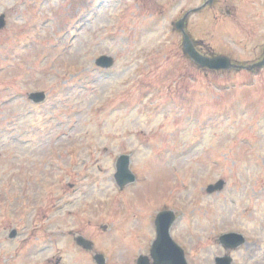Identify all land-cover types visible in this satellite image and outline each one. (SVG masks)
Here are the masks:
<instances>
[{
	"label": "rangeland",
	"instance_id": "374dc122",
	"mask_svg": "<svg viewBox=\"0 0 264 264\" xmlns=\"http://www.w3.org/2000/svg\"><path fill=\"white\" fill-rule=\"evenodd\" d=\"M196 4L0 0V264H134L163 210L189 264L228 254L226 232L246 238L234 264H264V70H195L172 24ZM243 43L232 58H260L264 24ZM103 55L109 70L95 65ZM125 154L136 182L121 192Z\"/></svg>",
	"mask_w": 264,
	"mask_h": 264
},
{
	"label": "flooded vegetation",
	"instance_id": "af4514ba",
	"mask_svg": "<svg viewBox=\"0 0 264 264\" xmlns=\"http://www.w3.org/2000/svg\"><path fill=\"white\" fill-rule=\"evenodd\" d=\"M198 1L200 3L196 9L201 8L207 2V0ZM247 1L214 0L212 5L203 7L195 13L197 15L196 19L191 22L189 18L187 19L188 34H193L192 37L196 42L195 46L198 52L208 57H214L222 54H217L216 47H213V44L218 46L224 44L225 48L232 52L246 47L243 43V39L246 37L250 40L256 39V34H260L262 26V19L258 13L262 12L261 8L264 7V0H252L249 4ZM216 6H218L217 9H215ZM158 11L160 12L161 9L159 8ZM181 13L180 19L187 12ZM225 38L230 40L228 44L225 43ZM235 61L241 62L240 64L243 65L253 62L249 60Z\"/></svg>",
	"mask_w": 264,
	"mask_h": 264
},
{
	"label": "water",
	"instance_id": "95a60500",
	"mask_svg": "<svg viewBox=\"0 0 264 264\" xmlns=\"http://www.w3.org/2000/svg\"><path fill=\"white\" fill-rule=\"evenodd\" d=\"M6 26L5 16H0V30ZM177 28L182 31L184 34V49L186 53L190 56L191 59L196 61L204 68H209L212 70H229L236 66H233L231 60L226 57H218L215 59H207L200 56L194 49L193 43L190 37L184 31V24L180 22L177 24ZM114 64L112 58L102 57L97 61V65L102 68H110ZM264 65V62L259 64V66ZM251 67L249 69H253ZM46 99L44 93H34L30 95V100L34 103H42ZM130 160L128 157H122L118 164V174L116 176L117 182L120 188H124L126 185L133 183L135 181V176L129 170ZM225 182L220 181L216 185L210 186L207 189V192L212 194L214 192H220L224 189ZM175 220L173 213L164 212L161 213L156 221L157 225V240L155 241L152 249V257L155 261V264H186L184 260L183 253L173 245V241L170 238V228ZM16 237V232L14 231L11 234V238ZM78 245L82 246L87 250H92L93 244L82 237L76 239ZM220 241L224 244L234 241V247H237L244 242L241 236L236 234L222 236ZM96 261L98 264H105L103 256H96ZM138 264H149L147 258L142 257L139 260ZM217 264H230L229 261L225 259H218Z\"/></svg>",
	"mask_w": 264,
	"mask_h": 264
}]
</instances>
